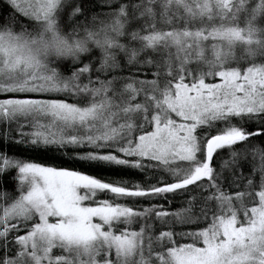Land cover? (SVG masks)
<instances>
[{
  "label": "snow or ice",
  "instance_id": "obj_1",
  "mask_svg": "<svg viewBox=\"0 0 264 264\" xmlns=\"http://www.w3.org/2000/svg\"><path fill=\"white\" fill-rule=\"evenodd\" d=\"M5 2L0 264H264V0Z\"/></svg>",
  "mask_w": 264,
  "mask_h": 264
},
{
  "label": "trees",
  "instance_id": "obj_2",
  "mask_svg": "<svg viewBox=\"0 0 264 264\" xmlns=\"http://www.w3.org/2000/svg\"><path fill=\"white\" fill-rule=\"evenodd\" d=\"M79 2L83 5H87V15L90 17L92 13L94 12H102L104 11V6L101 4L100 0H79ZM10 11L9 6L5 2V0H0V15L6 14ZM93 55L97 58L99 57L98 50H93ZM66 70V69H65ZM26 145H19L16 148H10L8 149L9 153L16 152L19 154L21 158L25 159H31L34 162L43 163L46 165H53V164H59L62 162V158L60 156V153H44V152H32L31 150H25ZM260 161L259 158H256L253 160L251 157H249V162L245 167V170H247L248 167H250L252 164L259 165ZM101 175L105 177H110L113 179L117 178V173L106 171L104 173H101ZM10 176H4L0 178V180L3 181V183H0V189L3 190H10L14 185L9 183ZM230 179L227 173H225V183H227V180ZM167 206V205H166ZM180 207V198H177L176 200H173L171 208L175 210L176 208Z\"/></svg>",
  "mask_w": 264,
  "mask_h": 264
}]
</instances>
